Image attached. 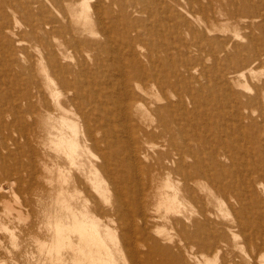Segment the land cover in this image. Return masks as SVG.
<instances>
[{
	"label": "bare ground",
	"instance_id": "1",
	"mask_svg": "<svg viewBox=\"0 0 264 264\" xmlns=\"http://www.w3.org/2000/svg\"><path fill=\"white\" fill-rule=\"evenodd\" d=\"M213 1L8 0L12 18L4 15L0 23V43L19 57L20 69L11 70L9 76L20 85L0 92V118L11 115L14 120L2 123V127L15 129L22 137L19 144L28 146L41 136L43 126L57 159L63 160L64 171L57 170L63 179L57 181L56 201L65 215H54L50 221L57 259L70 237L68 232H78L79 243H68L77 252V260L73 258L76 264H116L101 239L102 213L109 233L127 256L126 264H166L154 259L166 249L158 237L169 241L172 237L162 235L160 227L156 234L149 231V221L159 218L178 227L175 247L188 255L189 264H212L210 256L223 252L226 240L216 230L219 226L208 204L214 196L227 195L234 185L225 182V172L213 173L212 166L219 173L222 157H230L228 144L235 145V132L242 131L240 120L264 117V80L258 84L257 74L264 62V48L254 34L257 25L251 22L243 25L249 30L244 34L245 44L235 40L240 30L233 36L217 34L228 30L224 29V19L215 16ZM154 2L156 8L149 5ZM226 7L219 12L227 19H238L242 14L239 8L232 12ZM209 10L213 12L210 15ZM247 13L252 16L251 11ZM83 50L93 52L89 56L92 65ZM192 50L208 56L212 73L210 63L199 73L198 66H190ZM222 62L238 63V67L231 74L224 73L219 67ZM212 109L231 114L235 122L226 126L212 121L208 118ZM25 148L17 155L28 154L27 164H15L28 165L35 181L37 158ZM88 158L89 164L85 162ZM0 169L5 175L12 174L6 159L0 162ZM258 173L263 176V165ZM229 175L237 177L234 172L229 171ZM101 179L109 183L106 190L110 188L112 193L103 190ZM168 187H172L171 193L166 191ZM81 194L85 200L76 207L74 202H79ZM189 200L192 207L197 204V212L187 207ZM241 204V209L233 212V224L228 225L239 228L245 243L260 251L264 247V210L253 213ZM229 229L233 236L239 235L238 229ZM181 243L184 247H179ZM194 246L201 248V254ZM173 258L172 262L184 264L182 255Z\"/></svg>",
	"mask_w": 264,
	"mask_h": 264
},
{
	"label": "rangeland",
	"instance_id": "2",
	"mask_svg": "<svg viewBox=\"0 0 264 264\" xmlns=\"http://www.w3.org/2000/svg\"><path fill=\"white\" fill-rule=\"evenodd\" d=\"M201 1L204 4H206L208 2V0H201ZM261 1L263 4L260 3ZM261 1L259 2L258 0H238V1L237 0H222V1L214 0L213 3L211 2V7L216 8V11H215L216 15L215 16L218 17L220 20H223V19L225 20V21L223 20L222 23H223V25L224 24L227 25L226 27H224V29L228 30L225 32L224 31L218 32L217 34H222V35L226 34L229 36H233L235 32H238V30H240V32H238V33H240V35L238 37H236L237 39H235V40H236V42L239 41L240 44H245L246 38L244 37V34L249 33V30L244 29L243 25L244 24L245 25L250 24V22H251V24H255L259 27V28L257 26L255 28L253 27L254 28V34L256 35V37H258L260 39V42H259L260 47L264 48V41H263V39H264V33H263V31H264V29H263L264 28V9H263L264 8V6H263L264 0H261ZM241 2H244V3H241ZM245 2L247 4H245ZM256 2H257L258 6L256 5ZM155 3L156 2L149 3V5L153 8H156ZM212 4L213 5L215 4V5L213 6ZM221 4L223 6H221ZM248 4H250V5L248 6ZM226 5L228 8L226 7ZM241 5L242 6L244 5V7L246 5L247 6L244 8ZM8 6H9L8 0H0V23L3 22L4 15H8V17L10 19L12 18L11 9ZM221 7L222 8L226 7L227 9H229L232 12L235 11L237 8H239V14H241V13L242 14L237 17L238 19H236V18L227 19L228 17H226V15L223 14V12H221V13L219 12V11H222ZM240 7H241V9H240ZM242 8L244 9L243 11H242ZM240 10L242 12H240ZM248 10L252 12V16H251V14L247 13ZM206 12H208V11H206ZM208 13L210 15L213 12L211 13V11L209 10ZM208 13H206V15ZM9 14H11V15H9ZM219 15L220 16L222 15V16L219 17ZM258 15H260V16H258ZM141 16L147 18L149 15L147 13H141ZM247 16H249L250 18ZM158 17H159V14L157 11V18ZM252 17H256V18L253 19ZM12 20H14V19H12ZM246 20L249 22L246 23L247 22ZM255 21H257V22H255ZM258 21L260 23H258ZM240 24L243 26V29H241L242 26ZM260 27H262V29ZM234 29H236V30H234ZM251 30H250V32H251ZM260 37H262V39ZM242 42H244V43H242ZM12 48H13V46H12ZM6 50H8V51L6 52ZM15 53L16 52L12 51L11 48H7L3 45V43H0V87H1L0 92L2 94L13 91L15 86L20 85L14 81L12 75H11V77L9 76L12 73L11 70H19L20 69V67H19L20 61H17V60H19V57L15 56ZM37 53H38V51H37ZM90 53L92 54L93 52H90L88 50L82 51V54L85 56L86 61H88V63L90 65H92L93 60H90V57H89ZM73 54H75V53L73 52ZM188 56L190 57V62H189L190 66H192V67L198 66L199 67V68H196L198 70L197 73H199V71L204 66H206V65L209 66V63L211 65V61L209 59H208L209 61H207L208 56H206V54H204V53L201 54V52H199L197 50H192V54H189ZM197 57H198V59H197ZM201 61L205 62V64L203 63L204 64L203 65ZM199 64H202V65H199ZM208 66H207V68L210 67L209 68L210 73H212L211 72V70L213 71L212 65L209 67ZM234 66H235V68H234ZM219 67L224 73H228V74L230 73L231 74L232 71L237 69L238 63L229 64L226 62H222V63H220ZM258 69H260V70H258ZM258 69H257V71H258L257 74L260 77V80L258 81L259 83L258 82L257 83L261 84L262 80H264V74H263L264 73V62L262 63V65H260L258 67ZM9 72H11V73L9 74ZM2 73H4V74H2ZM2 75H3V77H2ZM5 76H6V78H5ZM246 81L250 83L249 80H246ZM246 81H243V83H247ZM10 82L12 83V85ZM254 82H256V81H254ZM6 86H8V87H6ZM234 88H235V86H234ZM2 89H3V91H2ZM236 89L240 90V88H236ZM236 89H234V90H236ZM5 91H7V92H5ZM228 116H229V119H228ZM231 117H232L231 114H225V113L222 114L220 110H213V109L210 112V115L208 116V118L211 119L212 121H215V122L221 121V122L227 124L226 126L231 125V122L233 121L232 120L233 118H231ZM12 120H14V119L12 118L11 115H4L3 117L0 118V153H2L3 155H6L4 157L0 156V162H4V160L6 159L8 167H10L12 169V174H7V175H5L4 171H2V169H0V193L2 192L1 196H0V209H1L0 210V264H76L77 261H75V260H77V258H76L77 252L71 250V248H73V247H70V246H75V245H77V243H79V240L77 237L78 232H73V233L68 232V234H70L68 236H70V237L69 238L66 237V238H68L69 240L71 238V241H69L68 239L65 238L66 243L61 248L59 259H57L56 255H55V251L52 250L53 249L52 243L54 242V238H53L54 225L53 226L51 225L53 222L52 219H53L54 215H63V216L65 215L63 212H61L60 203H57V201H56V197L58 194V192H57V187H58L57 181L63 179V177L58 175L59 173L57 172V170L60 168L61 170L64 171V168L61 164V161H63V160L57 159V153L53 149L52 144L49 142L48 135H47L43 126L40 127V128H42V130L40 131L41 136H38V139L33 141V143H31V145L34 144L33 145L34 147L33 146L31 147L32 149L30 148L31 145L28 146L24 143L19 144V143L23 142L22 139H20V138H22L21 135L13 128L12 129L11 128L6 129V127L5 128L2 127V123H7V122L12 121ZM240 121L242 124V127H241L242 131L241 132H235V137H236L235 140H237V141H235L236 146L234 144L232 145L229 143L228 144V152L230 154V157L225 156L226 159H225V157H222V159H221V161H223L222 167H221L223 170L220 168V171L218 173V171L216 170V167L212 166V172L213 173L220 174L221 171H222V173L225 172L226 173L225 182L234 185L233 189L230 190V192H228L227 195L221 194L219 196L216 194L218 197L214 196L210 200L211 203L208 204V207L213 212V219L217 220L216 221L217 226H219L216 230H218V233L221 232L220 236L226 240L223 243V249H224L223 252L220 253L218 256H216V255L210 256V262L211 263L214 262L212 264H230V263L231 264H264V247L262 249H260V251L259 250L257 251L256 247L253 244L245 243L244 235L239 228H237L236 226L229 227V225H228V224H231V225L233 224L232 219L234 218V215H235L233 212H235L239 208L241 209V206H242L241 203L248 205L247 207L253 213H258L260 211V209L264 210V174L262 176L260 173H258L260 166L261 165L264 166V164H263L264 163V117H262V118L259 117L258 119H256V121L255 120L252 121L250 119H244V118ZM234 122L235 121H233L232 123H234ZM12 127H14V126H12ZM212 129L214 130V133H216V129L214 127ZM253 133H257V135L253 134ZM254 137H256V138H254ZM156 140L160 141L161 139L157 138ZM15 141H19L18 145H16L14 143ZM249 146L252 148H250ZM24 147L29 148L31 150V153H29V155H31L34 152L33 153L34 157L37 158L36 159L37 160L36 168H37L38 173L36 175L35 181H33V179L31 178V171H30V167L28 165H24V163L15 164L16 161L25 162V164H27L26 160L29 158V156H27L28 154L25 156H20L19 158H18L19 154L17 155L18 151L19 150L22 151V149ZM240 147H242V148H240ZM238 148H239V150H238ZM236 150H238V152L242 155V156H240L242 158L239 157L240 154H238L236 152ZM27 151H29V150H27ZM244 151H245V154H244ZM249 151H252V152L250 153ZM36 152H37L38 156L36 155ZM242 152H243V154H242ZM231 153H232V155H231ZM95 154H97V153L95 152ZM252 155H253V157H252ZM232 156H233V159H232ZM94 157H97V155H95ZM243 157H245V158L243 159ZM230 158H231V160H230ZM85 160H86L85 162L87 164H89L91 159L88 158ZM93 160L97 161L96 158H94ZM238 160L240 161V163H238L239 162ZM242 160H243V162H242ZM253 160L257 161V163H259V164H257ZM230 164H231V166H230ZM45 165L48 167L47 169H45ZM237 166H239V168ZM243 166H245V167H243ZM254 166H255V168H254ZM228 170L230 172H234L235 176L237 175V177L231 178ZM237 170H239V171H237ZM252 171H254V172H252ZM243 172L245 173V175ZM249 173L251 175H253V174L254 175L250 176ZM57 176H59V177H57ZM83 176H84V179L87 180L86 175H83ZM259 177H261L262 179H259ZM241 178H243V179L241 180ZM250 179H252V181ZM247 180H248V183L250 182L249 184L246 182ZM104 181H106V180L101 179V185L100 186L103 185V190L105 189L106 192H109L107 194H110V192H111L110 188H108L110 191L106 190L107 187H109L110 185H108L109 183L107 181L106 182H104ZM242 181L246 184H242L241 183ZM2 183L4 185V189H2ZM99 183H100V181H99ZM106 183H108L107 184L108 186L106 185ZM202 183L206 185L205 182L202 181ZM238 185H239V188H238ZM8 186H10V187H8ZM88 186L91 189L89 183H88ZM206 186H208V185H206ZM70 188L72 189L71 185H70ZM171 188L172 187H168L165 189H166V191L171 193L173 190ZM246 188H248V189H246ZM12 190H14V192ZM236 190H238V191H236ZM213 191L216 192V190H214V189H213ZM242 192H243V195H242ZM204 193H202V194H204ZM233 193H234V195H233ZM249 193H251L252 195ZM231 195H233V196L231 197ZM240 195L242 196V199H241ZM238 197L241 199L242 202L239 200ZM78 200H79V202H77V201L74 202L76 207H80V203L83 204L82 201L85 200V194H81V197L78 198ZM100 200H102V199H100ZM248 200L250 201V203ZM228 201H230V202H228ZM17 202L22 204V205L20 206V204H17ZM185 203H186L187 207H189L193 211L197 212V209H198L197 204L196 205L193 204V207H192L191 201L188 202V204H187V202H185ZM228 203H230L231 205H229ZM253 204H255V205H253ZM157 205L155 204L154 206H157ZM155 208L157 209V207H155ZM55 210H57V212ZM160 210L164 211L165 208L163 206H160ZM23 214H24V216H23ZM89 215H92V214L90 213ZM156 215H157V213H156ZM217 215L220 218H217ZM87 216L88 215L82 216V217L85 219H87V218L89 219V217H87ZM99 216L101 218L103 216V219H102L103 221L100 219L101 223H102L100 226V234L103 237V238L101 237V239L105 240L104 243H105L106 248L108 249L109 252H111L112 257H114V259L113 258L112 259L116 262V264H126L125 261L127 259V256H126L125 252H122L119 249L120 246L116 244V241L112 236L113 234L111 235L109 233L110 230H109V228L106 227L107 223L105 222L106 221L105 215L102 213ZM82 217L80 215V218H82ZM196 217L200 218L198 214L196 215ZM50 221H52V222H50ZM64 221H67V220L64 219ZM262 221H264V219H262ZM149 222H150V226H152L149 229V231H151L153 234H156L155 230H157V227H160L159 230L162 231L161 232L162 235H164V236L169 235L170 237H172L171 241H169V239H165V237H162V236L158 237L160 242H161L162 247L166 248V249L164 252L156 253L154 259L157 261H165L166 264H183L179 261L178 262L177 261L172 262V257H174L173 259H175L176 257L182 255L184 257V264H189L186 260L188 255H185V253H183L182 251L178 250L175 247L176 242H178V240H177L178 227H175L171 222H169V221L167 222V220H163V219L161 220L160 218L158 220H152L151 219V221H149ZM51 227H53V228L51 229ZM109 227L112 228L113 226L109 225ZM235 227H236V229H235ZM229 228H231L233 230L235 229L233 232H235L238 229V232L236 231V233L239 235H236V237L233 236V234H231V231ZM188 232H189V230H188ZM68 243H72V245L69 246ZM73 243H74V245H73ZM114 243H115V245H114ZM39 244H41V245H39ZM68 246L70 249H68ZM179 247H184V244L181 243L179 245ZM193 249L198 254H201V248L199 246H194ZM49 250H50V253H49ZM118 250H120V251H118ZM258 252H259V254H258ZM74 254H76V255L74 256ZM260 254H262L263 256L261 255V257H260ZM61 255H63L62 258H61ZM74 257L76 258L75 260H73ZM80 257L82 258V254L80 255ZM127 262H128V259H127Z\"/></svg>",
	"mask_w": 264,
	"mask_h": 264
}]
</instances>
